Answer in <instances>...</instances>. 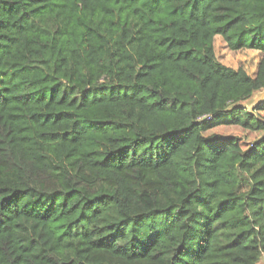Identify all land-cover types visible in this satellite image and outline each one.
<instances>
[{
  "label": "trees",
  "instance_id": "1",
  "mask_svg": "<svg viewBox=\"0 0 264 264\" xmlns=\"http://www.w3.org/2000/svg\"><path fill=\"white\" fill-rule=\"evenodd\" d=\"M263 88L264 0H0V264H258Z\"/></svg>",
  "mask_w": 264,
  "mask_h": 264
},
{
  "label": "rangeland",
  "instance_id": "2",
  "mask_svg": "<svg viewBox=\"0 0 264 264\" xmlns=\"http://www.w3.org/2000/svg\"><path fill=\"white\" fill-rule=\"evenodd\" d=\"M215 55L218 62L233 69L242 68L250 76H254L257 70V63L260 58V53L255 50L245 49L232 51L228 48L221 36L214 38ZM264 99V88L256 91L243 105L250 109L259 100ZM222 133H238L235 129H227L220 131Z\"/></svg>",
  "mask_w": 264,
  "mask_h": 264
},
{
  "label": "crops",
  "instance_id": "3",
  "mask_svg": "<svg viewBox=\"0 0 264 264\" xmlns=\"http://www.w3.org/2000/svg\"><path fill=\"white\" fill-rule=\"evenodd\" d=\"M258 264H264V254L262 255L260 261L258 262Z\"/></svg>",
  "mask_w": 264,
  "mask_h": 264
},
{
  "label": "water",
  "instance_id": "4",
  "mask_svg": "<svg viewBox=\"0 0 264 264\" xmlns=\"http://www.w3.org/2000/svg\"><path fill=\"white\" fill-rule=\"evenodd\" d=\"M263 100V99H262Z\"/></svg>",
  "mask_w": 264,
  "mask_h": 264
}]
</instances>
